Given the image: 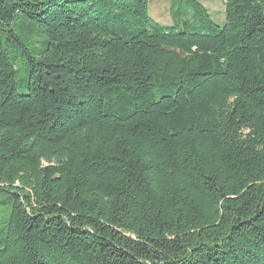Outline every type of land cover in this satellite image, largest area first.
I'll return each instance as SVG.
<instances>
[{
    "label": "trees",
    "instance_id": "1",
    "mask_svg": "<svg viewBox=\"0 0 264 264\" xmlns=\"http://www.w3.org/2000/svg\"><path fill=\"white\" fill-rule=\"evenodd\" d=\"M151 1L0 0V264H264V0Z\"/></svg>",
    "mask_w": 264,
    "mask_h": 264
},
{
    "label": "rangeland",
    "instance_id": "2",
    "mask_svg": "<svg viewBox=\"0 0 264 264\" xmlns=\"http://www.w3.org/2000/svg\"><path fill=\"white\" fill-rule=\"evenodd\" d=\"M212 16L214 22L222 26L225 18V0H198ZM172 9L181 12L182 21L194 23L196 8L191 1L187 0H153L149 3V15L158 23L164 26H174L182 24V21L174 20Z\"/></svg>",
    "mask_w": 264,
    "mask_h": 264
}]
</instances>
